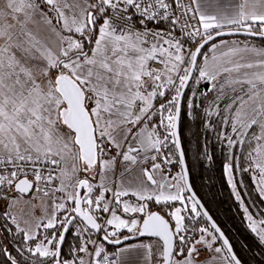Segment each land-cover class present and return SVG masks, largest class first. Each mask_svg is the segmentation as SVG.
<instances>
[{"label":"snow or ice","instance_id":"6c2138e0","mask_svg":"<svg viewBox=\"0 0 264 264\" xmlns=\"http://www.w3.org/2000/svg\"><path fill=\"white\" fill-rule=\"evenodd\" d=\"M189 122L264 256V0H0V264H244Z\"/></svg>","mask_w":264,"mask_h":264},{"label":"trees","instance_id":"16d2710c","mask_svg":"<svg viewBox=\"0 0 264 264\" xmlns=\"http://www.w3.org/2000/svg\"><path fill=\"white\" fill-rule=\"evenodd\" d=\"M189 124L188 136L192 140V146L191 149H187L185 144V148L186 162L189 165L190 182L193 184V190L209 215L229 239L234 251L244 264H258L259 261H264V256L260 255V250L253 239V234H250L246 228V221L242 218V210L239 208V204L235 200L223 173L222 145L215 142L212 134L204 132L203 129H199L201 135L197 140L192 135L193 132L198 131L197 125L194 122H189ZM182 134V141H184L185 136H187L186 129L183 130ZM198 144L200 146L199 150ZM205 151L213 155L211 162L204 159ZM244 179L247 187L241 189V191L246 203L251 204L257 210L264 209V203L257 198L255 186L251 184L247 176ZM248 193H251V195L249 196ZM199 225L208 227L204 218H200ZM242 244L248 246L242 247Z\"/></svg>","mask_w":264,"mask_h":264},{"label":"rangeland","instance_id":"374dc122","mask_svg":"<svg viewBox=\"0 0 264 264\" xmlns=\"http://www.w3.org/2000/svg\"><path fill=\"white\" fill-rule=\"evenodd\" d=\"M182 129H183V124H182ZM188 131H189V130L186 129V134H187V136H185L184 139H187V141H190V142L186 143V147H187V149H189V148L191 149V146H192L191 141H192V140H190V138H189V136H188V134H189ZM182 135H183V134H182ZM225 178H226V177H225ZM229 187H230V189H231V186H230V185H229ZM231 192H232V189H231ZM250 205H251V204H250ZM251 211L254 212V213H257L258 210L252 206V207H251ZM246 225H247V221H246ZM202 226H204V225H202ZM204 227H206V226H204Z\"/></svg>","mask_w":264,"mask_h":264},{"label":"water","instance_id":"95a60500","mask_svg":"<svg viewBox=\"0 0 264 264\" xmlns=\"http://www.w3.org/2000/svg\"><path fill=\"white\" fill-rule=\"evenodd\" d=\"M206 47H207V46H206ZM189 179H190V174H189ZM197 198H198V197H197ZM198 199H199V198H198ZM201 203H202V202H201ZM204 210H206L205 207H204ZM206 211H207V210H206ZM204 220L206 221L205 218H204ZM212 221H214V220L212 219ZM206 222H207V224H208V226H209V223H210V222H208V221H206ZM214 222H215V221H214ZM216 225H217V224H216ZM217 226H218V225H217ZM218 227H219V226H218ZM221 231H222V230H221ZM225 237H226V236H225ZM226 238H227V237H226ZM110 247H111V246H110Z\"/></svg>","mask_w":264,"mask_h":264}]
</instances>
